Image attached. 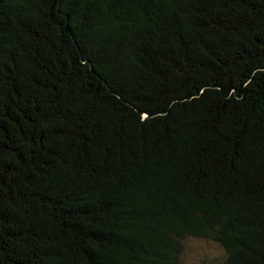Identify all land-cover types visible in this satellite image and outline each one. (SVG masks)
Masks as SVG:
<instances>
[{
    "label": "trees",
    "instance_id": "obj_1",
    "mask_svg": "<svg viewBox=\"0 0 264 264\" xmlns=\"http://www.w3.org/2000/svg\"><path fill=\"white\" fill-rule=\"evenodd\" d=\"M264 264V0H0V264Z\"/></svg>",
    "mask_w": 264,
    "mask_h": 264
},
{
    "label": "rangeland",
    "instance_id": "obj_2",
    "mask_svg": "<svg viewBox=\"0 0 264 264\" xmlns=\"http://www.w3.org/2000/svg\"><path fill=\"white\" fill-rule=\"evenodd\" d=\"M223 254L221 246L212 240L186 237L183 239L181 264H216Z\"/></svg>",
    "mask_w": 264,
    "mask_h": 264
}]
</instances>
